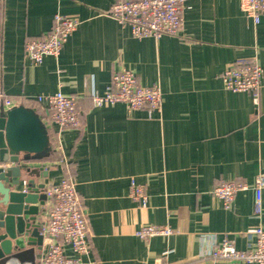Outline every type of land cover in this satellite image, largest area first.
Masks as SVG:
<instances>
[{"label": "crops", "instance_id": "obj_1", "mask_svg": "<svg viewBox=\"0 0 264 264\" xmlns=\"http://www.w3.org/2000/svg\"><path fill=\"white\" fill-rule=\"evenodd\" d=\"M115 0H0V89L15 106L32 109L44 124L51 153L22 168L35 185L69 175L87 217L89 253L81 264H245L201 258L223 239L252 247L245 232L264 229V192L256 213L252 185L264 173V14L254 23L239 0H185L178 37L133 39L107 15ZM80 24L58 58L40 65L25 58L24 44L42 39L55 14ZM256 62L263 70L258 105L247 93L224 89L221 73ZM132 71L142 87L157 85L161 113L128 112L123 104L94 107L113 72ZM57 91L77 98L81 125L59 137L55 150L50 112L37 96ZM46 173V176L42 174ZM143 188L144 207L128 194ZM249 186L224 210L211 196L224 181ZM38 206V216L43 206ZM143 225H167L171 236L147 241ZM46 251L35 249V264ZM64 253L72 257L66 247ZM8 264H18L16 261Z\"/></svg>", "mask_w": 264, "mask_h": 264}, {"label": "built area", "instance_id": "obj_2", "mask_svg": "<svg viewBox=\"0 0 264 264\" xmlns=\"http://www.w3.org/2000/svg\"><path fill=\"white\" fill-rule=\"evenodd\" d=\"M185 0H115L107 15L121 27H127L133 39H159L164 36L178 37L182 26V12ZM239 9L257 23L264 14V0H239ZM80 24L76 17L55 14L51 30L42 39L27 41L24 44L25 58L31 65H40L45 57L58 58L63 45ZM263 70L256 63L235 64L221 73L225 90L233 93L251 95L255 105L259 102L262 88ZM161 92L157 85L142 87L135 74L125 68L112 73L108 86L102 95L91 93L94 107L123 104L128 112L144 110L148 118L161 113ZM35 101L44 104L50 112L49 124L55 133V150L62 152L60 134L67 129H77L81 125L77 98L60 91L37 96ZM0 89V112L14 107ZM8 165H5L6 167ZM26 180L22 181L23 186ZM249 186L243 181H224L215 186L211 196L224 210L232 207L237 193L246 191ZM256 213L261 210L264 192V173L256 175L253 181ZM46 200L38 216V233L45 242L46 251L39 264H81L89 253L87 217L83 211L82 200L77 194L76 184L69 175L60 177L57 183H47L44 187ZM128 196L145 206L147 196L141 186L130 181ZM174 231L167 225H143L135 231V236L147 241L155 236H171ZM246 236L254 237L252 247L238 250L233 243L223 239L210 248L201 258L211 261L241 262L245 264H264V229L260 226L249 229ZM68 247L73 256L67 257L64 249Z\"/></svg>", "mask_w": 264, "mask_h": 264}, {"label": "water", "instance_id": "obj_3", "mask_svg": "<svg viewBox=\"0 0 264 264\" xmlns=\"http://www.w3.org/2000/svg\"><path fill=\"white\" fill-rule=\"evenodd\" d=\"M50 153L47 130L32 109L14 106L0 112V264H35V249L42 247L36 203L44 205L47 180L40 185L29 180L22 192L15 189L20 185L21 171L42 172V168L31 170L20 165L43 160Z\"/></svg>", "mask_w": 264, "mask_h": 264}]
</instances>
